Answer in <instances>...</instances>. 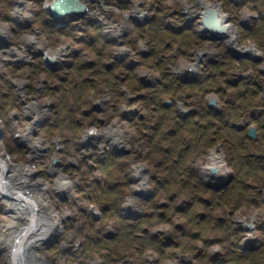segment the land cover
<instances>
[{
	"label": "rangeland",
	"instance_id": "obj_1",
	"mask_svg": "<svg viewBox=\"0 0 264 264\" xmlns=\"http://www.w3.org/2000/svg\"><path fill=\"white\" fill-rule=\"evenodd\" d=\"M10 1L11 7L8 6ZM53 1L0 0V153L7 158L2 175L15 177L11 182H18L17 187L22 182L28 188V196L38 210V217L45 220L44 226L51 221L55 224L48 239L30 249L27 260L36 264H213L208 258L220 255L221 259L230 261L226 264H264L261 260L264 250L253 253L255 258L247 259L246 255L238 258L264 241V209H244V212H233L229 217V207L216 208L215 220L233 221V226L244 235L233 252H226L221 245L209 246L202 245L201 240L192 241L188 234L197 232L198 227L194 224L195 231H192L188 220L194 217L191 214L182 217L176 210L183 203L192 201L195 195L198 199L213 201L212 192L205 187L213 190L209 186L217 187L234 176L227 165L222 140L217 141L220 135L217 138L210 135L211 132L204 135L203 141L211 144L205 155L197 156L190 130L181 131L175 137L166 136L174 123L165 120L159 130L167 137L161 144L168 151L164 154L148 148L146 138L136 132L139 127L128 122L131 114L143 109L134 100L149 92L150 89L144 87L154 85L164 72L183 81L202 75L210 64H218V73L226 72L218 81L220 93L215 92L218 85L206 95H202L203 91L198 87L197 97H194L198 93L196 88H182L177 93L170 91L163 102L166 116H171L173 109L188 114L190 109L197 110L199 106L210 108V101L215 103L210 109L227 111L230 106L223 101L228 95L236 96L247 78L258 76L264 84L262 52L250 42L244 45L238 41L239 28L252 26L256 21L258 13L245 6L252 0H81L85 17L65 21L64 25L68 22L67 25L76 24L77 28L79 23L77 32L84 33L83 22L87 21L88 27L90 23H100L104 35L101 41L111 44L112 48L103 46V58L85 50L86 63L96 67L81 70L79 76L87 78L89 76L84 73L96 72L102 66L110 67L114 63L117 65V69L107 75L105 69L100 71L93 77L97 79L92 84L78 83L79 80L64 76L68 65L79 62V59L69 58L79 46L69 44L66 36L60 35L48 41V37L40 36L39 27L33 22L38 7L46 11L47 20L58 21L47 10ZM209 8L217 9L223 25L231 27L228 34L233 35L232 43H227V37L222 41L213 40L212 34L202 26ZM150 19H153L150 25L139 30L133 28V21L143 24ZM179 26H186L190 32L182 35L170 33L169 29ZM129 42L132 44L127 45ZM246 49L253 51L250 53ZM142 53L144 56L148 53L149 57L142 59ZM46 59L52 60L50 69L64 76L66 83L61 82L64 78L60 79L49 70ZM242 62L246 63L245 69L239 67ZM40 63L44 66L41 67ZM125 65L133 70H126ZM180 96L190 97L188 103L193 106H183L177 101ZM172 102L178 104L177 108L168 107ZM236 104L244 108L230 112L234 114L235 122L239 121L235 128L243 133L239 134L230 127L222 128V139L228 137L227 133L234 137L242 135L240 140L245 139V143L250 144L257 138V128L264 126V119L252 120L253 111L248 110V105L256 107L253 113L262 114L264 118V89L254 102L237 98ZM144 113L151 115L149 109L140 115ZM139 129L143 130L142 127ZM250 129L254 130L255 139L249 138ZM189 144L192 145L183 160L191 164L200 181L198 185L190 178L189 185L177 196L179 186L183 187L178 174L167 172L168 183L161 188L154 182L155 171L158 173L160 161L173 166L180 149L184 146L187 149ZM213 153L218 158L220 174L208 167V159ZM114 155L124 156L117 159ZM176 171L181 169L176 168ZM158 174L163 179V173ZM171 181H177L179 186H174ZM154 188L155 197L145 202ZM260 191L259 198L257 195L254 198L256 202L258 199L262 201L264 206V188ZM7 195H0V264H11L7 240L15 226L24 224L18 216L22 209L15 204L23 202ZM173 195L177 198L172 202ZM197 206V214H209L210 209L202 204ZM143 215L148 218L142 220ZM161 215L163 220L159 218ZM141 220L143 224L135 226ZM122 225L127 228L121 230ZM130 226H133V235L137 239L124 235L128 230L132 233ZM178 226L187 234L183 240L179 239ZM37 227L35 224L24 229L22 238L27 232L36 231ZM141 228L149 231V236L159 234L160 241L171 239L177 246L165 248L160 254L151 248L156 245L150 242V238L140 233ZM214 235L217 234L214 232ZM198 248L206 255L195 259Z\"/></svg>",
	"mask_w": 264,
	"mask_h": 264
},
{
	"label": "trees",
	"instance_id": "obj_2",
	"mask_svg": "<svg viewBox=\"0 0 264 264\" xmlns=\"http://www.w3.org/2000/svg\"><path fill=\"white\" fill-rule=\"evenodd\" d=\"M117 1V0H116ZM40 5V3H39ZM159 7L161 6V2L158 1ZM8 6L11 5V1L9 2ZM245 6L253 12L257 14V18L255 23L252 26L239 28V35L238 41H240L242 44H247V42L252 43L259 51L262 52L264 57V1L261 0H252L250 2H246ZM159 12V10H156ZM44 14H47L45 10L40 9L38 7L37 14L34 17V21L36 22V26L39 27V34L40 36L44 35L49 41L50 38H53L55 35L60 36H66L67 41L71 45L79 46V49L76 51H73L69 58H72L73 60L79 59L78 63L73 62L72 64L68 65V69L66 71V74L64 72V76H67L71 80H79L78 83L84 82L86 84H92L96 81L97 78H93L97 74L100 73V71H103L105 69V74L107 75L110 71L116 70L117 65L116 63L110 65V67L102 66V69L96 70V72L91 73H84V75L89 76L87 78H81L79 76V73H81V70L86 69H93L94 64L89 65L86 63L85 58L83 56V52L87 50L88 52L96 55L97 58H103L104 55V45L111 47V44H108L107 42H103L104 35L102 34V31L100 30V26L98 23H90V27L87 26V22H83L85 24V31L84 33L77 32L76 24L69 23L67 26H57L55 24V20H47L44 16ZM8 19V17H4ZM153 19L147 20L145 23L140 24L137 21H133V28L135 30L142 29L143 27L150 25V22H152ZM16 27V26H15ZM15 30V29H14ZM165 30V28H164ZM170 33L173 35H182L185 32H190V29H188L186 26H179L177 28H171L169 29ZM41 31V32H40ZM77 36H80L82 38L77 39ZM203 39H201V42ZM132 44L131 42L127 43V45ZM143 54V53H142ZM142 59H146L149 57V54L147 53L146 56L141 55ZM229 62H231V58L228 59ZM264 61V58H263ZM123 62V61H122ZM119 64H122L121 61ZM246 63L242 62L239 63V67L245 69L246 66L244 65ZM41 67H43V63L39 64ZM211 67H209L207 70H205L202 75L199 74L195 79H192L190 81H183L180 80L177 77H173L168 72H164L159 77V81H157L152 86L144 87L145 89H150L149 92H146L144 95L138 96L134 103L141 104V107L143 108L142 111H146L149 109L151 115H147V113H144V115H140L142 111L139 113L131 114V119H128V122L133 124L136 128L137 126L139 128H143V130L137 128V134L140 136L143 135L145 137V142L148 143V148H153L152 151H162L164 154H166L168 151L165 149L163 144L166 142L167 137H165L163 134L159 133V130L165 125V120L171 121L174 123V125L169 129L166 136L169 137H175L174 135H178L181 131L190 130V138L193 140V145H195V153L197 156L205 155L207 153V150L210 147L209 142H204L203 137L204 135H207L209 132H211L210 135L214 136L215 138L220 135V138H217L218 140H222L221 147L223 148L225 155H226V161L228 167L232 170L233 175L231 177V181L228 184V186L224 189V192L221 193V191H213L206 188L207 191H211V195L213 197L210 200H202L198 199L196 195L193 197L192 201H189L187 203H183L181 207H178L176 210L179 214L182 215V217H186L187 215H192L194 220L189 219L188 223L193 228L192 231H195L194 224L196 227H198V231L194 232L192 235L190 233L188 234V237L192 239V241L196 242L199 241L202 243V245H209L212 244L215 245H221L226 250V252H233L237 250L239 241L242 240V237L244 238V235L242 232H240L239 229L235 228L233 226V221H227L224 218L223 219H214L213 215L217 211L216 208H230V213L228 216L230 217L231 214H234L233 212H243L244 209H250V208H262L264 209L262 201L258 199L256 202V199L254 198L256 195H261V188H264V126L261 127L263 129L257 128V138L255 141L249 143H245L242 139V135H239L238 137L231 136L229 133H227V136L225 140L222 139L223 133H221L222 128H228L230 127L232 130L237 131V133L242 134L243 132L240 131V129H236L235 126L239 122H235L234 120V114L230 111L233 110L234 112H237L239 109H243V106H239L237 103V98H243L254 102V99L258 97L260 94H262L264 89V84L259 80V77H252L251 79H246L243 83L242 88L240 91L237 92L236 96H233V94L228 95L226 98L227 100L223 101L225 102V105L230 106L229 109L224 110L221 109L220 111L212 110L208 106L207 108H204L203 106H199V108L196 109H190L188 114H184L181 112H175L172 113L171 116H166L163 113V110L166 111L165 105L163 104L165 98L168 96L170 91H173V93L179 92L182 88H191L198 90V87L201 88L203 91L202 95H206L209 92H212L211 88L218 85V81L220 78L224 77L226 75V72L217 70L218 64H210ZM46 66V65H45ZM119 67V66H118ZM126 67V70L132 71L133 69L129 68L127 65L123 66V68ZM74 68H77L75 70ZM48 70V69H47ZM52 72H54L52 69L49 68ZM61 80L62 83H66L67 80L63 76L57 72H54ZM100 75V76H105ZM172 77V78H171ZM108 78V77H106ZM117 80V78L115 79ZM77 83V84H78ZM226 83H228V80H226ZM238 83L236 87L239 85ZM200 90H198V93L194 96L197 97L199 95ZM216 93L222 92L221 88L217 87L215 90ZM174 95V94H173ZM188 100H190V97H184L181 98L177 97V101H180L183 106H186L188 104L189 107L193 106V103H188ZM236 101V103H235ZM258 103V102H257ZM177 103H173L168 105L170 108H177ZM169 108V109H170ZM224 108V107H223ZM255 108H251L250 104L248 105V110L255 111ZM167 109V110H169ZM250 111H247L250 113ZM167 112V111H166ZM218 112V113H217ZM250 115V118L255 121H259V119L262 118V114H254ZM147 115V117H146ZM153 116L155 117V120L153 119ZM157 116V118H156ZM127 120V118H125ZM135 120H138L137 123ZM153 122V125H148L150 122ZM148 125V126H147ZM264 125V123H263ZM147 126V127H146ZM148 128V129H147ZM173 128V129H172ZM216 128V129H214ZM179 131V132H178ZM244 131V130H243ZM189 147H182L179 151L178 159H175L176 161L173 163V166L164 164L161 161L158 163V173H163L161 179L160 175L155 171L156 178L154 179V182H157L158 186L163 188V185L168 183L166 179L167 172L168 174L172 175L173 171L174 174H178L180 177L179 180L182 183L183 187L179 186L177 181L171 183L174 186H179V190L177 191V196L182 194V191L185 190L186 186L190 183V178H193L196 183L199 185V179L196 175V172L191 168V164L183 158L189 153L188 150ZM160 147V148H159ZM182 151V152H181ZM112 153V152H111ZM115 158L119 159V157H123L120 155H114ZM176 168L181 169V171H176ZM191 169V171H190ZM187 176V177H186ZM194 186L197 188V185L194 184ZM157 188V187H156ZM156 188H154L151 191V195L146 199L145 202H149L150 199H153L156 195ZM223 191V190H222ZM176 195L172 196L171 201L173 202L176 198ZM202 204L204 208L210 209L209 214L204 213H198L197 214V205ZM168 207V206H163ZM197 214V215H196ZM185 215V216H184ZM148 218L147 215H143L141 219ZM161 220L164 219V216L159 217ZM142 220L140 222H137L135 226H138L140 224H143ZM215 220V222H214ZM228 223V224H227ZM202 226L201 228H199ZM180 229L178 230L181 232V235L179 237L180 240H183L187 234L185 233V230L183 227L178 226ZM127 226L122 225L121 230H125ZM132 233L127 232L124 233V235L131 237L134 236L133 232L134 229L133 226H130ZM143 230V231H142ZM140 233L148 236L150 238V242L154 243L156 246L151 247L155 251H157L160 254L164 253L165 248H169L171 246H177L176 243H174L171 239H165L164 241H160L158 238V235L149 236V231L144 230L143 228L139 229ZM138 232V231H136ZM214 232L218 235H214ZM264 234V233H263ZM215 236L212 238V236ZM135 237V236H134ZM137 239V237H135ZM195 250V247H194ZM206 254L202 249L198 248L197 253L194 255L195 259L204 257ZM245 252H243L240 258H245ZM220 256V255H219ZM207 257L211 263L213 264H226L227 262L224 259H221L222 257ZM228 256V253H226L225 257ZM249 257H256V254H247L246 258ZM252 258V259H254ZM261 260H264L261 258ZM233 261V260H232ZM253 262V261H252ZM185 264V263H184ZM191 264V263H187Z\"/></svg>",
	"mask_w": 264,
	"mask_h": 264
},
{
	"label": "bare ground",
	"instance_id": "obj_3",
	"mask_svg": "<svg viewBox=\"0 0 264 264\" xmlns=\"http://www.w3.org/2000/svg\"><path fill=\"white\" fill-rule=\"evenodd\" d=\"M79 2L81 3L82 1L79 0ZM84 17H85V14L80 18H84ZM55 24L57 26H62L60 24H57L56 22ZM98 25H100V23H98ZM63 26L65 27L66 25L63 24ZM78 27H79V23L77 24V29ZM225 40L229 44L232 43L234 41L233 35L231 34L227 36V39ZM245 51L252 53L253 50L246 49ZM217 160L218 158L216 157V155L214 153L211 154L208 159V167L209 169H213V171L216 172L217 174L218 173L220 174V172H218L217 170V162H218ZM6 167H7V158L5 157L4 154L0 153V195H3V197H5L6 194H8L7 196L17 197L18 198L17 200L20 199V201L23 202V204L25 205L23 206V204L15 203L19 208L22 209L20 215L18 216H20V218L24 220V224L21 225L20 227L15 226L14 230L10 234V239L7 240L8 241L7 246L10 249L11 264H36L35 262H31L30 260H27L26 258L27 253H29L30 249L34 248L38 243L48 239L51 233V230L53 229L55 224H54V221H51V223L49 222V225L47 224V226H44L43 222L45 223V220L43 217H42L43 219L41 217L40 218L38 217V213H37L38 210L35 207L33 201L28 196V191H29L28 188L27 187L25 188V186L21 184L22 182L19 184L20 186L17 187L16 185H18V182L17 184L13 183L14 182L13 180L15 179V177H11V176L8 177L7 176L8 174L6 173H5L6 175L4 174L2 175ZM141 188L142 186L141 187L139 186L140 190H142ZM39 216H42V215H39ZM35 224H38L37 229H35L36 231H33V230L29 231L25 234V238L24 237L22 238L23 233L25 231L24 229L28 228L29 226L35 225ZM19 249H21V251L17 254ZM20 260L23 263H21Z\"/></svg>",
	"mask_w": 264,
	"mask_h": 264
},
{
	"label": "water",
	"instance_id": "obj_4",
	"mask_svg": "<svg viewBox=\"0 0 264 264\" xmlns=\"http://www.w3.org/2000/svg\"><path fill=\"white\" fill-rule=\"evenodd\" d=\"M48 13L56 18L58 21H55L57 24H60L63 26L65 21H74L84 15V7L79 2V0H54L49 6H48ZM217 9L215 8H209L203 19H202V26L212 34V38L215 41H222L224 38H226V35H229L228 32L231 30V27H228L227 25H223L222 19L219 16ZM68 22L66 23V25ZM233 49V48H232ZM231 52V50H229ZM232 52H234L232 50ZM236 58V57H235ZM240 58V57H239ZM236 58V59H239ZM52 60L46 59V65L50 68V63ZM215 106L214 101H210V108H213ZM249 138L255 139V132L253 129L249 130L248 134ZM54 161V165H55ZM214 172V171H213ZM231 178H229L228 181L218 185L217 187H211L213 190L221 191L224 190L228 184L230 183ZM208 186V185H207Z\"/></svg>",
	"mask_w": 264,
	"mask_h": 264
},
{
	"label": "flooded vegetation",
	"instance_id": "obj_5",
	"mask_svg": "<svg viewBox=\"0 0 264 264\" xmlns=\"http://www.w3.org/2000/svg\"><path fill=\"white\" fill-rule=\"evenodd\" d=\"M260 242L258 243L257 247H253L249 250H246L245 251L246 256H247V254H253V253L257 252L258 250L259 251L264 250V241H260Z\"/></svg>",
	"mask_w": 264,
	"mask_h": 264
}]
</instances>
